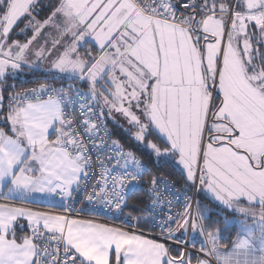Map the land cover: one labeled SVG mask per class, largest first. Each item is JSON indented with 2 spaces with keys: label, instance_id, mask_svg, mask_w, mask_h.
Wrapping results in <instances>:
<instances>
[{
  "label": "snow or ice",
  "instance_id": "6c2138e0",
  "mask_svg": "<svg viewBox=\"0 0 264 264\" xmlns=\"http://www.w3.org/2000/svg\"><path fill=\"white\" fill-rule=\"evenodd\" d=\"M0 264H264V0H0Z\"/></svg>",
  "mask_w": 264,
  "mask_h": 264
},
{
  "label": "trees",
  "instance_id": "16d2710c",
  "mask_svg": "<svg viewBox=\"0 0 264 264\" xmlns=\"http://www.w3.org/2000/svg\"><path fill=\"white\" fill-rule=\"evenodd\" d=\"M44 3H47V0H43ZM36 76L43 78V72L42 71H37L36 72ZM32 73L31 71H29L28 69H25V72L23 74H21V76H19L16 81H14V83L16 84L17 87V91L20 90H24V89H29L31 87H34L35 84L32 83ZM10 83H12V81H10ZM109 126L111 128H113L114 126L109 123ZM117 131V135L114 136V139H120L121 136L124 135V133L120 130H116ZM123 142V141H122ZM131 147H135V145H130ZM162 174H167L169 176H171L176 182L177 184L181 187V185L183 184V180L182 177L180 175V172L178 169L176 170H172V169H166ZM197 200H202L203 203L205 204H209L211 207L215 208V205L212 204L210 199L205 198L202 194H197L196 195ZM135 214V213H133ZM231 218V217H230ZM240 232V226L238 224H232L228 230L227 233H225V235L230 236L231 238H235L237 233ZM227 242V241H225Z\"/></svg>",
  "mask_w": 264,
  "mask_h": 264
},
{
  "label": "built area",
  "instance_id": "2783aa9c",
  "mask_svg": "<svg viewBox=\"0 0 264 264\" xmlns=\"http://www.w3.org/2000/svg\"><path fill=\"white\" fill-rule=\"evenodd\" d=\"M34 87H35V86H34ZM31 88H32V87H31ZM29 89H30V88H29ZM24 90H25V89H24ZM20 91H23V90H20ZM109 127H110V126H109ZM110 128H111V127H110ZM113 138H114V137H113ZM163 175H164V177H165L166 179H170V180H172V181L176 184L177 189H181V187L177 184V182H176L171 176H169V175H167V174H163ZM189 195H193V198L197 200V197H196L197 194L189 193ZM177 207H179V205H177ZM133 215H135V214H133ZM96 218L99 219L100 221L108 222V223L113 224V225H121L122 222H123L124 219H125V217H120V218H117V219H108V218L103 217V216L96 217ZM133 223H134V221H133Z\"/></svg>",
  "mask_w": 264,
  "mask_h": 264
},
{
  "label": "crops",
  "instance_id": "0c3cea01",
  "mask_svg": "<svg viewBox=\"0 0 264 264\" xmlns=\"http://www.w3.org/2000/svg\"><path fill=\"white\" fill-rule=\"evenodd\" d=\"M23 23L20 24V27H23ZM15 39L17 40H20V41H23L25 39V37L23 35H19V36H14ZM46 65H42L41 68H45ZM101 222H104V221H101ZM113 225V224H112Z\"/></svg>",
  "mask_w": 264,
  "mask_h": 264
},
{
  "label": "rangeland",
  "instance_id": "374dc122",
  "mask_svg": "<svg viewBox=\"0 0 264 264\" xmlns=\"http://www.w3.org/2000/svg\"><path fill=\"white\" fill-rule=\"evenodd\" d=\"M117 119H119L120 123L123 124L125 127H128L127 123L123 120V118L119 117L118 114H117Z\"/></svg>",
  "mask_w": 264,
  "mask_h": 264
}]
</instances>
